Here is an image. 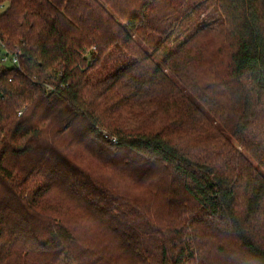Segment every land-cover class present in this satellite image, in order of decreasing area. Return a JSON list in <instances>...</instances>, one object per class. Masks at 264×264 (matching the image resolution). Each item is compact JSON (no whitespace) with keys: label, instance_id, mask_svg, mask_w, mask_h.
Listing matches in <instances>:
<instances>
[{"label":"trees","instance_id":"obj_1","mask_svg":"<svg viewBox=\"0 0 264 264\" xmlns=\"http://www.w3.org/2000/svg\"><path fill=\"white\" fill-rule=\"evenodd\" d=\"M214 2L0 0V264H264V0Z\"/></svg>","mask_w":264,"mask_h":264},{"label":"rangeland","instance_id":"obj_2","mask_svg":"<svg viewBox=\"0 0 264 264\" xmlns=\"http://www.w3.org/2000/svg\"><path fill=\"white\" fill-rule=\"evenodd\" d=\"M206 0H199L200 5H203V11H202V15L201 18H203L204 20H206V15H211L212 13H214V11L216 12V3L214 2V0H211L207 3H205ZM4 5V9L6 8L5 4ZM2 9V10H4ZM214 17V16H213ZM215 19V17H214ZM207 21V20H206ZM214 21L213 18L211 17V19L208 18V22H212ZM233 142L236 144V141L233 140ZM237 145V144H236ZM239 151H242L244 154H246V156L248 158H250L249 153H246L243 149H241L240 147H238ZM166 200L161 199L159 196H153L152 198H150L149 200V204L151 206H153L154 210H157V213H159V210H161L163 213H166L167 211L170 210L169 206L167 205V203H165ZM167 210V211H166ZM172 214H173V210H172ZM70 220L72 221H77V218L75 216H70L69 217ZM171 219H173V217H170ZM89 223V222H88ZM86 223V225H88L91 228V225ZM185 264H192V262H186Z\"/></svg>","mask_w":264,"mask_h":264},{"label":"built area","instance_id":"obj_3","mask_svg":"<svg viewBox=\"0 0 264 264\" xmlns=\"http://www.w3.org/2000/svg\"><path fill=\"white\" fill-rule=\"evenodd\" d=\"M4 9V5L0 6V10ZM0 64L5 67H18L19 66V56L17 53L11 52L5 45V43L0 38ZM107 137V136H106ZM113 145L118 144L116 138H110Z\"/></svg>","mask_w":264,"mask_h":264}]
</instances>
